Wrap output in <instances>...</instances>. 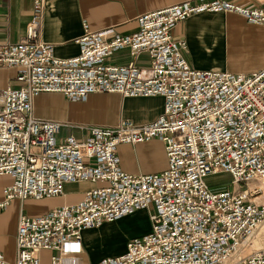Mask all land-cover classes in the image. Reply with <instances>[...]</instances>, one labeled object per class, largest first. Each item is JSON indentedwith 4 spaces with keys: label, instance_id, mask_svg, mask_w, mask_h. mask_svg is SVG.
<instances>
[{
    "label": "built area",
    "instance_id": "1",
    "mask_svg": "<svg viewBox=\"0 0 264 264\" xmlns=\"http://www.w3.org/2000/svg\"><path fill=\"white\" fill-rule=\"evenodd\" d=\"M44 3L34 1L23 40L0 43V65L16 66L20 82L0 90V174L13 177L0 209L14 197L62 194L68 181L102 183L77 202L22 214L17 258L11 262L0 251V264H43L44 250L59 251L50 264H264V244L248 248L264 223V203L253 198L264 191V67L252 73L193 67L184 54L186 38L173 33L177 22L204 9L236 10L264 24V8L183 0L142 12L133 33L86 24L80 52L62 57L42 37ZM124 48L130 61H108ZM144 52L147 69L137 63ZM41 91L72 100L103 91L160 94L165 104L144 123L122 118L116 125H80L84 136L61 137L64 122L33 113L32 98ZM154 137L165 143L166 169L132 173L120 166L119 143ZM220 171L246 187L213 190L206 178ZM254 179L258 185L250 187ZM140 208L150 209L151 228L129 238L123 253L95 262L80 258L84 228Z\"/></svg>",
    "mask_w": 264,
    "mask_h": 264
},
{
    "label": "crops",
    "instance_id": "2",
    "mask_svg": "<svg viewBox=\"0 0 264 264\" xmlns=\"http://www.w3.org/2000/svg\"><path fill=\"white\" fill-rule=\"evenodd\" d=\"M35 0H0V43L18 42L24 39L26 28L32 17ZM42 37L54 46L58 56L69 57L80 52L77 40L87 24L91 29H108L122 34L133 33L139 28L138 16L148 10L164 7L183 0H44ZM195 2L211 0H193ZM248 7H263L264 0H231ZM174 35L184 37L187 47L184 54L193 67L201 69L229 70L235 73H252L264 67V24L253 22L236 10L204 9L180 20L173 28ZM131 55L127 48L112 54L108 61L126 63ZM137 63L147 69L150 64L148 53H142ZM17 67L0 65V90L19 86L16 79ZM33 113L42 118L58 119L64 122L61 137L69 133L78 136L86 131L75 124L116 125L122 118H131L137 123L156 119L164 110L163 95L127 96L116 91L93 92L84 100H72L60 91H41L32 98ZM70 131H67L69 130ZM67 131V132H65ZM120 166L129 172H159L169 165L163 140L154 137L139 142H121L117 147ZM230 175L227 187L241 191L247 183L234 184ZM13 177L0 174V201L4 199V187ZM88 180L68 181L62 194L52 197H14L0 209V251L14 262L17 258V227L22 214L41 215L51 208L81 200L87 189L101 184ZM248 185L255 187L258 180ZM254 200L264 203V192L255 195ZM147 210L140 208L137 210ZM135 210V211H137ZM105 220L99 226L84 228V241L93 231L105 230L118 224L122 218ZM150 213V212H149ZM151 228V221L140 234ZM264 229V228H263ZM264 233V230L261 231ZM258 235H260V233ZM256 236V234H255ZM86 240L85 244L90 245ZM68 243L66 247H72ZM78 246V244H77Z\"/></svg>",
    "mask_w": 264,
    "mask_h": 264
},
{
    "label": "rangeland",
    "instance_id": "3",
    "mask_svg": "<svg viewBox=\"0 0 264 264\" xmlns=\"http://www.w3.org/2000/svg\"><path fill=\"white\" fill-rule=\"evenodd\" d=\"M80 125H89V124H75L80 129ZM85 130V129H83ZM67 131H70L67 130ZM65 131V132H67ZM86 134V133H85ZM84 136V135H83ZM208 184L211 186L213 190H221L226 188L230 183V175H227L223 172L213 173L207 176L206 178ZM261 191L257 195L263 193ZM150 209L137 210L132 213L130 216H126L122 218L121 221L118 222L113 227H108L105 230L93 231L88 234L85 238L86 240L91 241L90 245H86L84 241L85 251L81 253L85 261L95 262L101 260L106 256H117L125 251V246L129 238L133 236H139L146 226L149 225V213ZM264 223L259 225V228ZM262 227L259 232L263 231ZM259 234V233H258ZM82 240H84L82 238ZM257 241V242H256ZM255 243V244H254ZM258 244V245H257ZM264 244V233H260V235L251 237L248 248L251 247H259ZM58 250H44L42 252V260L43 264H50L51 256L53 254H58Z\"/></svg>",
    "mask_w": 264,
    "mask_h": 264
},
{
    "label": "bare ground",
    "instance_id": "4",
    "mask_svg": "<svg viewBox=\"0 0 264 264\" xmlns=\"http://www.w3.org/2000/svg\"><path fill=\"white\" fill-rule=\"evenodd\" d=\"M261 227H262V229L264 228L263 225H262ZM261 227H260V228H261ZM260 228L258 227V229H257V231H256V236L258 235ZM256 242H257V241H256ZM254 244H255V243H254ZM257 245H258V244H257Z\"/></svg>",
    "mask_w": 264,
    "mask_h": 264
}]
</instances>
